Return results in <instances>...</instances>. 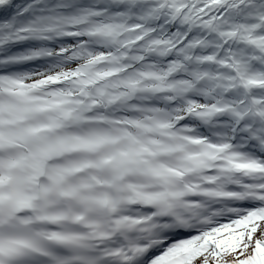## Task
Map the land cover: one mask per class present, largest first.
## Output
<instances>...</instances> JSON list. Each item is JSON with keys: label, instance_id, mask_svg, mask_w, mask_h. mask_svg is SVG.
Here are the masks:
<instances>
[{"label": "snow or ice", "instance_id": "obj_1", "mask_svg": "<svg viewBox=\"0 0 264 264\" xmlns=\"http://www.w3.org/2000/svg\"><path fill=\"white\" fill-rule=\"evenodd\" d=\"M0 264H264V0H0Z\"/></svg>", "mask_w": 264, "mask_h": 264}]
</instances>
